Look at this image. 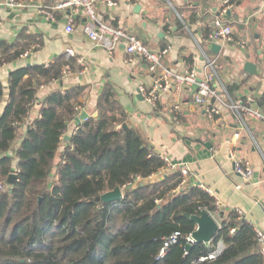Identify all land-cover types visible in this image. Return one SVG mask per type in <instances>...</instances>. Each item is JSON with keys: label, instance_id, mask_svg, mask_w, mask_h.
Masks as SVG:
<instances>
[{"label": "trees", "instance_id": "trees-1", "mask_svg": "<svg viewBox=\"0 0 264 264\" xmlns=\"http://www.w3.org/2000/svg\"><path fill=\"white\" fill-rule=\"evenodd\" d=\"M242 4L235 0L230 20ZM209 16L191 12V22L204 24L205 39L213 32ZM111 25L118 27V21ZM43 46L44 37L27 29L14 41L0 39V71ZM67 67L72 76L84 70L62 53L48 64L14 68L6 83L0 80V108L7 99L0 112V264H264L254 225L237 211L218 210L216 199L188 182L180 169L166 171L162 155L129 125L113 83L102 89L97 116L76 124L90 87L65 89ZM217 71L224 82L218 61ZM224 83L238 100L240 85ZM55 84L39 102L40 90ZM38 103V117L22 137ZM257 106L264 110L263 101ZM65 135L71 137L66 144ZM116 188L122 191L121 201L97 200ZM202 211L219 216L220 229L210 245L195 242L188 251L187 238L197 230L191 218ZM175 233L178 242L159 259ZM219 244L223 250L215 260L200 261Z\"/></svg>", "mask_w": 264, "mask_h": 264}, {"label": "crops", "instance_id": "crops-1", "mask_svg": "<svg viewBox=\"0 0 264 264\" xmlns=\"http://www.w3.org/2000/svg\"><path fill=\"white\" fill-rule=\"evenodd\" d=\"M16 1L20 6L10 7L0 1V39L14 41L23 29H27L29 34L42 35L44 46L15 66L2 69L1 81L6 83L14 68L48 64L55 56L73 50L77 58L84 61V70L79 75L66 77L62 85L65 89L78 85L90 87L83 112L95 115V106L104 85L113 83L120 104L130 115L129 125L138 128L156 152L170 158L174 164L185 165L190 172L188 182L205 189L221 204L222 211H237L257 231L264 232V122L247 120V130L241 132L235 146L234 135L241 131L236 114L222 109L221 117L211 121L206 109L193 103L194 90L190 88L165 95L157 108L160 112L156 113L143 99H138L140 89L152 84L147 64L139 57L128 55L124 43L110 49L108 42L92 41L85 32L87 19L83 13L75 16L74 33L68 35L69 11H55L64 0ZM103 1L98 0L97 4L100 21L112 24L116 19L118 26L142 38L152 50L169 46L170 53L164 60L166 68L184 72L191 67L187 60L198 58L194 62L203 76L205 66L199 45L204 24L191 22V12L196 10L199 16L210 20L208 16L214 18L220 0H134V3L113 0L119 3L117 8L107 7ZM263 1L243 0L237 9V19L227 22L228 25L236 22L232 25L234 42L223 48L216 59L224 82L240 85L237 97L250 106L258 105V100L264 103V12L258 11ZM138 5L140 9L136 12ZM41 7L52 12L53 17L40 14ZM250 20L257 22L254 39L245 37ZM241 43L247 45L246 50H241ZM205 48L213 57L212 48ZM248 62L256 66L253 75L245 70ZM56 87L55 84L41 89L39 102ZM6 103L7 99L0 112ZM175 104L180 106L178 113L173 108ZM38 107L39 103L34 118L25 125L22 137L26 126L38 117ZM173 113L179 119L176 120ZM74 127L71 125L70 131ZM234 149L237 159L251 164V178L235 173L231 157ZM213 216L221 225L219 216Z\"/></svg>", "mask_w": 264, "mask_h": 264}, {"label": "built area", "instance_id": "built-area-1", "mask_svg": "<svg viewBox=\"0 0 264 264\" xmlns=\"http://www.w3.org/2000/svg\"><path fill=\"white\" fill-rule=\"evenodd\" d=\"M0 1L10 7L20 6L16 0ZM31 1L40 2V0ZM97 4L98 0H64L55 8V11H70L71 14L67 16L66 26V33L68 35L74 33L75 16L83 13L87 19L85 32L92 41L97 43L108 42L110 49H114L119 44L124 43L125 51L128 55L139 57L146 62L148 71L152 76V84L149 87L141 88L140 95L149 106L156 109L165 95L169 93H181L187 88L193 89V103L197 106L204 107L211 121L214 122L221 117L222 109L230 110L236 114L241 124V131L234 135L235 146L237 141L241 138V132L247 130L246 120L250 119L253 121L264 122V110L260 109L257 105L250 106L245 104L241 99L234 100L230 96L225 83L219 77L217 60L208 54L203 45L205 44L208 49H211L213 45H218L222 50L234 42L233 27L228 25L227 22L229 20L228 16L234 8L235 0H220L211 24L213 32L207 39L201 35V45H199V50L200 57L205 66L203 76L200 75L194 62L195 60H198V58L193 60L191 67L184 72L166 68L164 66V60L170 53L171 48L169 46L161 50H152L145 44V41L142 38L131 34L126 28L121 26L114 27L110 23L100 21L98 18ZM103 4L109 8H117L119 5V3L113 0H104ZM258 11L259 13L264 12V1ZM39 13L46 15L48 18L53 17L52 12H49V10H46L43 7L39 9ZM239 45L241 50L247 49L246 44L241 43ZM31 54L32 52L26 53L22 59L28 58ZM67 59L75 60L78 65L84 66V61L77 58V55L73 50L68 51ZM69 70L70 68L67 67L64 71L65 78L70 75ZM173 108L176 113L180 110V106L176 104ZM175 119H179L178 115L175 116ZM235 154L236 152L234 149L231 157L234 159L235 173L239 176L251 178L253 175L251 164L241 159H237ZM163 158L167 164L166 171L169 172L180 169L186 180L190 178L189 169L185 165L180 166L174 164L168 157ZM217 208L218 210L222 209L219 202H217ZM237 213L242 217V214L239 212ZM234 232L235 230L231 231V233ZM258 233L259 243L264 256V232L258 231ZM179 238L180 234L175 233L166 240L165 247L160 253L159 259H162L167 255L170 246L176 244ZM187 242L189 245L195 243L192 235L187 238ZM222 250L223 245L219 244L215 252L206 258L200 259V261L215 260Z\"/></svg>", "mask_w": 264, "mask_h": 264}, {"label": "water", "instance_id": "water-1", "mask_svg": "<svg viewBox=\"0 0 264 264\" xmlns=\"http://www.w3.org/2000/svg\"><path fill=\"white\" fill-rule=\"evenodd\" d=\"M140 9V6L138 5L136 7V12ZM71 14L70 11L68 13ZM230 15V14H229ZM212 51L215 54H219L221 52V47L218 45L212 46ZM246 72L250 74H254L256 70V66L251 63H246L245 65ZM138 99H143L140 95L138 96ZM97 116V113L94 115ZM90 117V115L87 112H83L79 117L76 118V124H81L83 121L87 120ZM71 139L70 135H65L63 142L66 144ZM16 175H11L8 179L9 186L14 185V181L16 179ZM123 199V194L120 188H116L114 191L106 193L102 195L100 198H98V201H101L103 204L111 203L115 201H121ZM192 221L196 223L197 230L192 234V238L196 243L210 245V243L214 240V237L216 236L218 230L220 229V225L218 222L214 219L212 214H210L207 211H202L201 215L199 216H193ZM191 248V245H188L186 249L189 251Z\"/></svg>", "mask_w": 264, "mask_h": 264}, {"label": "rangeland", "instance_id": "rangeland-1", "mask_svg": "<svg viewBox=\"0 0 264 264\" xmlns=\"http://www.w3.org/2000/svg\"><path fill=\"white\" fill-rule=\"evenodd\" d=\"M249 12H247L246 14H248ZM256 27H257V22L256 21H254V20H250L249 21V23L247 24V26H246V38H251V39H254V38H256ZM234 29H236V26H234ZM1 77H2V74L0 75ZM158 108V107H157ZM157 108L156 109H154V110H156V113H159L160 111V109L159 110H157ZM173 115L174 116H176L175 115V113H173ZM34 118V112L31 114V116H30V119H29V121L30 120H32ZM23 130L24 129H22V131H21V135H22V133H23Z\"/></svg>", "mask_w": 264, "mask_h": 264}]
</instances>
